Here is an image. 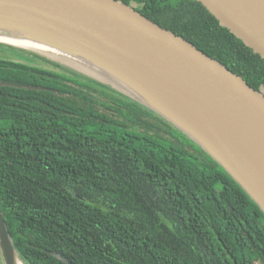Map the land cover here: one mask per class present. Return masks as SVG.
<instances>
[{"label":"trees","instance_id":"trees-1","mask_svg":"<svg viewBox=\"0 0 264 264\" xmlns=\"http://www.w3.org/2000/svg\"><path fill=\"white\" fill-rule=\"evenodd\" d=\"M118 1L264 88V59L202 3ZM19 57L0 58V210L25 264H264V213L204 150L133 100Z\"/></svg>","mask_w":264,"mask_h":264},{"label":"water","instance_id":"water-1","mask_svg":"<svg viewBox=\"0 0 264 264\" xmlns=\"http://www.w3.org/2000/svg\"><path fill=\"white\" fill-rule=\"evenodd\" d=\"M195 1L264 59V0ZM1 36L71 54L103 72L114 83L0 40L153 111L224 168L264 213V92L221 62L118 0H0ZM0 256L3 264H25L1 210Z\"/></svg>","mask_w":264,"mask_h":264},{"label":"bare ground","instance_id":"bare-ground-1","mask_svg":"<svg viewBox=\"0 0 264 264\" xmlns=\"http://www.w3.org/2000/svg\"><path fill=\"white\" fill-rule=\"evenodd\" d=\"M0 40L2 41H6V42H11L13 44H16V45H19V46H22V47H26V48H30V49H34V50H38V51H43L44 53H47L53 57H56L57 59L59 60H62L64 61L66 64H69V65H72L80 70H83L87 73H90L98 78H101L103 80H107L109 82H113V80H111L110 78H108L103 72L101 71H98L96 69H92L86 62L80 60L78 57H75L73 55H69V54H66L64 52H61L59 50H56L54 49L53 51L48 49V48H45L41 45H37L36 43L34 42H30V41H17V40H11V39H8V37H0ZM18 264H21L20 262Z\"/></svg>","mask_w":264,"mask_h":264},{"label":"rangeland","instance_id":"rangeland-1","mask_svg":"<svg viewBox=\"0 0 264 264\" xmlns=\"http://www.w3.org/2000/svg\"><path fill=\"white\" fill-rule=\"evenodd\" d=\"M21 55H23V54H21ZM21 55H17V54H12V53H10V51L9 50H7V53H5V52H1L0 51V58H2V59H8V60H19V59H16V57H19V56H21ZM20 58V57H19ZM35 58V57H34ZM38 63V65H40V66H43V67H52L53 66V61H50V60H44V59H38V58H36L35 59ZM21 61V60H20ZM34 63V62H33ZM56 63V62H55ZM36 64V65H37ZM262 91L264 92V88L262 89Z\"/></svg>","mask_w":264,"mask_h":264}]
</instances>
